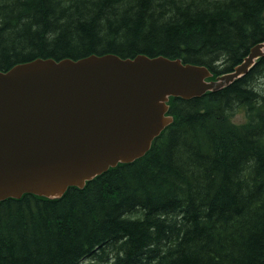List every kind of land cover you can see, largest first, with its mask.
I'll list each match as a JSON object with an SVG mask.
<instances>
[{
  "label": "trees",
  "instance_id": "1",
  "mask_svg": "<svg viewBox=\"0 0 264 264\" xmlns=\"http://www.w3.org/2000/svg\"><path fill=\"white\" fill-rule=\"evenodd\" d=\"M260 41L264 0H0L3 70L145 53L215 78ZM262 76L264 56L220 89L171 96L150 149L83 187L0 200V264H264Z\"/></svg>",
  "mask_w": 264,
  "mask_h": 264
},
{
  "label": "water",
  "instance_id": "2",
  "mask_svg": "<svg viewBox=\"0 0 264 264\" xmlns=\"http://www.w3.org/2000/svg\"><path fill=\"white\" fill-rule=\"evenodd\" d=\"M264 56V41L212 78L202 63L167 55L36 57L0 69V200L61 196L144 155L169 125L171 96L220 89Z\"/></svg>",
  "mask_w": 264,
  "mask_h": 264
},
{
  "label": "rangeland",
  "instance_id": "3",
  "mask_svg": "<svg viewBox=\"0 0 264 264\" xmlns=\"http://www.w3.org/2000/svg\"><path fill=\"white\" fill-rule=\"evenodd\" d=\"M258 84H259L258 85L259 88H263L264 87V76H262V78H260L258 80ZM235 115H236L235 118L237 120H244L245 119V110L244 109H240L239 111H237V113Z\"/></svg>",
  "mask_w": 264,
  "mask_h": 264
},
{
  "label": "bare ground",
  "instance_id": "4",
  "mask_svg": "<svg viewBox=\"0 0 264 264\" xmlns=\"http://www.w3.org/2000/svg\"><path fill=\"white\" fill-rule=\"evenodd\" d=\"M172 98V97H171Z\"/></svg>",
  "mask_w": 264,
  "mask_h": 264
}]
</instances>
